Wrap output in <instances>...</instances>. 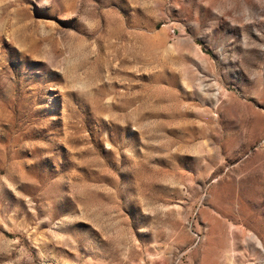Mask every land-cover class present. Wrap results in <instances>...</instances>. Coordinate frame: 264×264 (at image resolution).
<instances>
[{
	"label": "rangeland",
	"instance_id": "rangeland-1",
	"mask_svg": "<svg viewBox=\"0 0 264 264\" xmlns=\"http://www.w3.org/2000/svg\"><path fill=\"white\" fill-rule=\"evenodd\" d=\"M0 264H264V0H0Z\"/></svg>",
	"mask_w": 264,
	"mask_h": 264
}]
</instances>
